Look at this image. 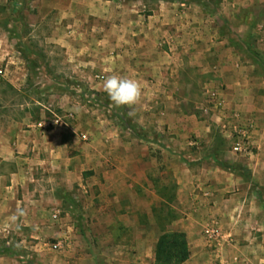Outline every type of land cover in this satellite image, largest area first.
<instances>
[{
    "label": "crops",
    "instance_id": "1",
    "mask_svg": "<svg viewBox=\"0 0 264 264\" xmlns=\"http://www.w3.org/2000/svg\"><path fill=\"white\" fill-rule=\"evenodd\" d=\"M49 2L58 16L53 42L64 49L67 62L76 67L71 68L74 73L89 80L74 93L69 77H62L66 82L60 85L64 89L58 107L73 119L72 127L71 120H65L63 126L43 129L20 98L19 76L26 68H6L1 75L0 264H33L26 252L16 254L8 248L37 249L29 238L40 240L55 232L54 216L63 214L56 206L62 202L56 196L59 186L68 191L80 187V195L74 197L84 206L67 208L68 220L59 227L76 233V240L58 264H157V245L171 232L162 228L157 213L164 204L170 206L169 200L175 202L170 225L187 236L190 247L184 264H264V245L245 242L252 234L258 236L249 228L264 231V222L258 219L264 212L260 194L236 187L240 177L217 162L215 150L195 160L181 155L188 149L185 136L205 137L210 131L198 119L197 109H205L195 93L201 79L222 80L227 86L225 105L230 100L239 111L264 112V94L250 100L248 69L238 68L233 59L237 53L229 31L242 9L261 7L262 15L252 27L264 51V0H224L217 10L191 0L160 1L156 8L149 0ZM241 26L237 39L242 38ZM92 71L140 83V103L126 106L127 115L132 112L126 128L121 120L115 123L86 108L84 97L107 94L103 80L89 77ZM9 92L16 97L11 99ZM134 124L153 129L159 139L136 138ZM78 130L88 137L85 143H79ZM168 136H173L170 142ZM165 170L173 176L172 197L161 191L168 185ZM17 207L26 214L14 221ZM165 208L167 213L170 208ZM77 217L88 218L84 230L71 222ZM211 220L222 224L225 238L220 243L203 236V226ZM227 237L237 243L230 244Z\"/></svg>",
    "mask_w": 264,
    "mask_h": 264
},
{
    "label": "rangeland",
    "instance_id": "2",
    "mask_svg": "<svg viewBox=\"0 0 264 264\" xmlns=\"http://www.w3.org/2000/svg\"><path fill=\"white\" fill-rule=\"evenodd\" d=\"M149 1H151V6L156 8L160 1L170 0ZM178 1L188 3V0ZM191 1L202 4L207 8H215L214 10H217L224 0ZM49 3V0H26L25 2L22 0H20V2L0 0V68L3 70L6 68H26V71H23L22 75L19 76L21 78L20 82H22L21 90L23 91L20 98L23 100L22 105L24 108L32 109L33 118L37 123L43 120L53 121L56 117H59L63 119L64 122L65 120H71L70 125L72 127L73 119L69 116L66 117V113L58 107V96H62L64 89V87L60 85L66 82L67 77H69L67 79L68 83L70 87L73 88L72 91L76 93L79 84L81 82L85 84L84 82L88 81L89 78L85 79L78 77V75L74 73V70L71 69L76 67L72 65L73 63L67 62L64 49L53 42V37L57 31L56 29L59 27L56 25L58 16L57 12L50 8ZM260 8L261 7L256 5V9L252 11L245 7L239 15H237V20L232 22L233 29L227 27L231 34V44L236 49L235 51L237 53V57H233V59H236V63L240 65L238 68L243 67L248 69L246 77H248L249 82V95H252L251 101L253 98L255 101L260 93L262 95L264 94V51L259 49L257 40L254 38V28L252 27L257 22L258 15H262ZM240 26L244 31L242 33V38L237 39V36L239 38ZM224 31L228 32V29ZM104 74V71L103 73L102 71H92L89 77L92 78L93 81H102L105 77ZM62 77H66V79L64 80ZM0 80H3L1 76ZM200 81L202 83L196 89L195 93L202 98L201 103H205V109H197L198 112H201L198 119L201 118L206 126L210 127V131L205 137H197L196 135L185 136L184 141H186L188 149L184 151L185 154L183 153L181 155H183L186 160H195L197 157L207 158L209 153H211L210 151L215 150V159L217 162L230 173H234L240 177L237 180L241 185L239 186L238 184L236 187L240 189L241 186H245L248 188V191L260 194L262 199L261 204L264 207V112H262L261 115H255V113L239 111L234 107L233 101L229 103L230 100H228L225 105L223 92L227 90V86L221 79L219 80L218 77L212 76L209 79L205 78ZM259 88L260 90L262 88V91H259ZM9 97L14 99L16 93L9 92ZM84 100L88 111L93 110L100 115L105 114L109 118L111 117L115 123L121 120L124 122L123 126L125 128L127 127L129 118H131L127 115V107L112 106L113 103L110 101L107 94H105L103 98L90 95L89 97H84ZM79 101L81 102V99H79ZM262 102V109H264V101ZM14 103L15 101H12L13 105ZM12 104L11 106L13 107ZM134 127L136 129V138L148 136L151 140L159 139L157 133H155L153 129L145 131L136 124H134ZM235 127H244L250 130V142L254 152L252 155L240 154L234 151ZM25 129L28 130V127H25ZM68 132L67 134L69 137L67 136V139L71 140V131ZM77 132L82 139L78 140L79 143H85L87 140L83 139L81 131L78 130ZM124 136L126 137L128 135L125 134ZM168 137V141L170 142L173 136ZM75 148L77 147L75 146L72 149L73 154H79L78 149ZM165 171L168 185L167 187H162L161 191L165 196L172 197L175 192L173 176L171 171ZM158 177L157 175V179ZM79 190L80 187H76L75 189L72 187L70 191L65 189V187H58L56 196L61 198L62 202H59L60 205L58 204L56 206L62 208L63 214L58 220L53 219L55 222V232H53V234H45L43 239L40 240L29 238V240L34 242L30 245L37 249L28 250L27 248L24 249V247L9 245L8 250L21 255L26 252L30 262L33 264H58L65 253L71 249L70 246H73L76 240V233H71L69 229L64 230L62 227L61 229L59 226H63L64 223L62 222H65V219L68 220L66 216L68 211L67 208L72 205L82 207L83 204L78 201L80 199H76V197L80 195ZM89 194L90 192L87 196H90ZM82 201L87 202L85 198H83ZM169 203L170 206L164 204L162 208L166 209V206L170 209H167V213L166 211L164 212V209H161V211L157 213V219L162 228L174 232L175 228L171 225L175 217L173 214V211H175V208H173L175 202L169 200ZM72 219L73 218H70V220ZM258 219L264 222V212L260 214ZM71 222H75L78 226H81L83 230L89 224L87 217H77ZM248 230L257 233L258 236L252 234V238L246 240V243L255 245L257 242H261L264 245V231H260L259 233L251 228ZM83 233L85 236L87 235L86 232ZM15 236L14 234L13 237L16 238ZM203 236L205 235L203 234ZM10 237H12V234H7V238L10 239ZM58 242L63 243L62 248L54 249V245ZM229 243L233 245L237 243V241L235 240V242H232L230 240ZM256 255L255 252L252 253L253 257H256Z\"/></svg>",
    "mask_w": 264,
    "mask_h": 264
},
{
    "label": "built area",
    "instance_id": "3",
    "mask_svg": "<svg viewBox=\"0 0 264 264\" xmlns=\"http://www.w3.org/2000/svg\"><path fill=\"white\" fill-rule=\"evenodd\" d=\"M5 71L0 68V76L4 75ZM99 78V77H97ZM65 124L64 120L56 117L53 121L52 120H43L40 124L39 127L43 128V129H49L53 126H63ZM234 133H235V143L233 145V149L235 152L237 153H244V154H249L252 155L253 152V148L251 146V137H250V130L247 128H236L234 129ZM84 140H88V137L86 135L82 136ZM206 196H209V193L205 194ZM60 216V213H56L54 216L55 220H58ZM203 234L205 235V237L207 238V240L214 244V243H220V241H223V239L225 238L224 234H223V227L222 224L218 221V220H211L209 222H207L204 226H203ZM227 240H231V237H227ZM62 242H58L56 245H54V249H59L62 248Z\"/></svg>",
    "mask_w": 264,
    "mask_h": 264
},
{
    "label": "clouds",
    "instance_id": "4",
    "mask_svg": "<svg viewBox=\"0 0 264 264\" xmlns=\"http://www.w3.org/2000/svg\"><path fill=\"white\" fill-rule=\"evenodd\" d=\"M103 91L107 93L110 101L117 107L120 106H135L140 103L142 98V88L140 83L130 77L121 76L118 74H110L103 79ZM132 115V112L129 113ZM25 210L22 207H17L12 219L25 215Z\"/></svg>",
    "mask_w": 264,
    "mask_h": 264
},
{
    "label": "trees",
    "instance_id": "5",
    "mask_svg": "<svg viewBox=\"0 0 264 264\" xmlns=\"http://www.w3.org/2000/svg\"><path fill=\"white\" fill-rule=\"evenodd\" d=\"M20 2V0H13ZM26 1V0H22ZM191 256L187 236L180 232L165 233L156 248L157 264H184Z\"/></svg>",
    "mask_w": 264,
    "mask_h": 264
}]
</instances>
